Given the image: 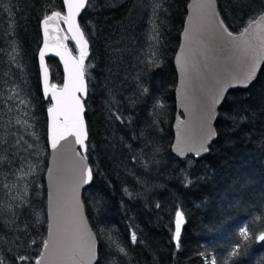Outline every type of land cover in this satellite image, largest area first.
<instances>
[{
    "label": "trees",
    "instance_id": "1",
    "mask_svg": "<svg viewBox=\"0 0 264 264\" xmlns=\"http://www.w3.org/2000/svg\"><path fill=\"white\" fill-rule=\"evenodd\" d=\"M189 2L95 0L98 7H87L80 18L90 45L84 59L86 157L93 170L83 202L99 243L97 264H211L213 258L217 264H264V241L255 239L264 232V67L253 86L228 95L219 111L218 138L207 156L179 160L172 153L174 58ZM217 2L235 34L264 11V0ZM53 11L64 13L63 0L0 3V157L7 158L0 164V223L20 213L15 226L0 231V258L24 254L29 257L26 264H36L48 231L45 176L51 102L43 95L38 54L41 23ZM153 52L158 66L148 63ZM48 64L52 84L61 86V65L56 59ZM110 90L130 124L109 118ZM154 120L162 123L156 127ZM149 136L160 148L159 163L145 171L133 153H140ZM185 175L191 180L187 186ZM22 201L27 207L17 208ZM177 210L184 213L179 249L174 239ZM245 227L252 238L246 246L239 236ZM133 232L136 244L131 243ZM116 241L127 256L113 251ZM238 241L241 254L230 256Z\"/></svg>",
    "mask_w": 264,
    "mask_h": 264
},
{
    "label": "water",
    "instance_id": "2",
    "mask_svg": "<svg viewBox=\"0 0 264 264\" xmlns=\"http://www.w3.org/2000/svg\"><path fill=\"white\" fill-rule=\"evenodd\" d=\"M86 9L87 7L82 9L80 14L75 17L77 24H80V18ZM61 14L62 16L67 15V8L65 6L64 13ZM221 21L223 19L219 12L217 0H190L180 45L174 58V67L177 74V86L175 90L177 113L173 126L174 141L172 153L179 160H185L190 156L201 159L208 155L210 147L218 138L216 124L219 111L228 95L235 90H246L253 86L259 79L264 67V46L260 44L259 39L260 36H264V20L258 17L249 29V33L244 36L240 35L243 31L237 34L232 32L233 36L238 38L235 41L224 32L225 27L228 31L230 30L224 21L222 27L220 24ZM41 31L43 40L40 51H45L44 61L48 67L49 84L48 93L45 96L44 71L40 64L38 54L42 91L44 98L50 100V107H52L56 102L51 100L52 88L50 86L52 85V75L48 60L56 59L61 65L63 83L57 89H62L65 83L70 84L69 74L65 71L64 61L54 53L58 45H66L68 51L71 52V56L79 59L72 51L70 41L78 53L79 49L70 38L71 33L63 20L53 19L49 21L47 40L49 46L47 49L44 47L45 36L43 21L41 23ZM186 32L189 34L187 37L185 36ZM65 35H68L69 39L63 40ZM221 35L224 37L223 40L219 39ZM84 39L87 40L85 36ZM245 40L249 41L248 46L243 44ZM59 50L62 52L65 51L64 47H59ZM89 55L90 45L88 43L85 59ZM65 59L69 60V69H72L73 63L68 52H65ZM253 59L256 60L258 66L255 79L246 88L239 86L236 78L245 71ZM181 63L184 65L183 70L181 69ZM84 82L87 86V92L76 94L79 96L84 108L81 116L84 122V129L87 132V139L84 140L83 146L75 142L74 136H68L67 139L59 140L57 147L53 149V129L55 127L57 135L61 131H64V116L61 115L54 125L53 117L47 111L49 160L45 183L47 188L48 215L46 241H49V247H43L42 253L37 260L39 264H52L54 253H58L63 249H66L68 254L59 255L56 264H97L99 258L98 239L89 223L83 202L84 190L91 186L93 179L88 184L81 183L85 174V167L91 168L88 159H84L87 154V143L89 139L85 107V101L88 97V85L85 75ZM221 88L225 89V91L220 93L223 98L219 104L213 106L211 109L212 118L208 120L211 128L216 132V136L205 140L201 128V118L209 110L207 106L211 103L212 97L220 92ZM69 90H71V87ZM66 111L69 120H71L73 117L71 107L67 108ZM181 134L184 136L183 146L186 149L188 147L192 148L191 151L186 150L183 156L178 155L174 150L178 136ZM201 143H204L208 151L205 152L200 149ZM197 151H200L198 156L196 155ZM78 183H80V187L74 196L72 190ZM77 199L81 205L79 213L76 211ZM81 216L83 217L82 222L80 221ZM88 232H91L95 237L96 261H90L88 258ZM53 241L56 244L55 249L53 248ZM69 255L71 258H69Z\"/></svg>",
    "mask_w": 264,
    "mask_h": 264
},
{
    "label": "snow or ice",
    "instance_id": "3",
    "mask_svg": "<svg viewBox=\"0 0 264 264\" xmlns=\"http://www.w3.org/2000/svg\"><path fill=\"white\" fill-rule=\"evenodd\" d=\"M0 3H2V0H0ZM63 5L67 8V15L61 14V11H53L51 15L45 16L43 19V25H44V36H45V49L48 48V23L50 20H63L65 24H67L68 30L71 33V39L75 42L77 45V48L79 49V59L76 57L71 56V52L68 51L66 45H58L57 50L55 51V55L59 56L61 60L64 61L65 64V71L69 74V83H65L64 87L62 89H57V86L55 84H52L50 87L52 88L51 93V100L55 101L56 103L48 108V113L52 115L53 117V123L55 125L56 121L59 119L61 115L64 116V131H61L59 135L56 134L55 127L53 129V138H52V148L55 149L57 147V144L59 140L61 139H67L68 136H74L75 142L81 146L84 145V140L87 139V132L84 129V122L81 116V113L83 112L84 108L83 105L80 102L79 96H77V93L87 92V86L84 82V59L87 55V45L88 41L84 39L85 31L81 30V25L77 24L75 21V17L80 14V11L82 9L88 8H96L98 5L95 4V0H63ZM156 7H159V3L156 4ZM155 11V8H154ZM259 17L261 20H264V11H261L259 13ZM255 22L254 18H250L247 27L244 28L243 32L240 34L241 36H244L249 33V29L252 27V24ZM221 26L223 27V21L220 22ZM86 27V26H85ZM224 32L227 33L228 37H232V39L235 41L238 38L233 36V33L228 31V29L225 27ZM189 34L186 32L185 36L187 37ZM69 39L68 35H65L63 37V40ZM220 40H223L224 37L221 35L219 37ZM260 44L264 46V36H260ZM243 44L245 46L249 45V41L245 40L243 41ZM59 47H64L65 51L62 52L59 50ZM2 51V49H0ZM15 51V49L13 50ZM65 52H68L69 57L72 60L73 67L72 69H69V60L65 59ZM18 55V53H17ZM45 57V51H40L39 53V59L40 64L44 71V91L45 96H47L49 84H48V67L45 64L44 61ZM156 57V53L153 52L152 56L149 57L148 63L158 66V60L154 59ZM179 59V58H178ZM12 61L15 62V56H12ZM257 62L255 59L252 60L250 65L245 69L243 73H241L236 79L239 82V86L242 87H248L249 84L255 79L256 73H257ZM181 69H184L183 63H181ZM236 86V85H233ZM71 87V90H69ZM147 88H142V93H147ZM225 91L224 88L220 89V92H218L216 95H214L211 99V103L207 106L208 111L204 114V116L201 118V128L206 139H210L212 137L216 136V132L211 128V125L208 123V120L212 118V112L211 109L214 105L219 104L221 102V99L223 98L220 93ZM59 93V94H58ZM15 95H18L19 93H14ZM12 96H8L7 99H12ZM23 102V101H22ZM135 103V101H133ZM120 104V101L116 99L115 95L112 94L110 90L109 100H108V110H109V118L114 119L115 121H119L121 124H130L131 118L124 116L118 107ZM71 107L73 111V117L71 120H69L68 114L66 109ZM115 107V111H113V108ZM160 108H164L163 104H159ZM162 115V113H157V116ZM162 123V121L154 120L153 124L156 125V127L159 126V124ZM183 123V122H181ZM162 131V129H160ZM143 136V133H141ZM136 137H133L135 139ZM16 143H19L17 141ZM184 145V136L183 134L178 136L177 144L174 148L176 153L180 156H183L185 154V151H191L192 148L188 147L187 149L183 146ZM10 147L15 148L16 144H12ZM31 147V145H29ZM131 147V146H129ZM145 149H150V151H145ZM200 149L203 151H208V149L204 146V143L200 144ZM87 150V149H85ZM160 152V148L156 146L154 140L149 136L145 138L144 140V148L141 149L140 153H133V160L134 162L138 163L145 171H148L152 165L159 163V160L157 159V156ZM16 155H19V153H15ZM200 154V151L196 152V155L198 156ZM79 155V153H77ZM7 158L6 157H0V164H3ZM84 159H87V157H84ZM84 176L82 178L81 183L88 184L93 179V171L91 168L85 167L84 169ZM191 183V180L188 179L187 175H185V186ZM7 187V185H5ZM80 187V183H78L73 188V195L75 196L76 191ZM124 191L131 196L132 193L129 192L127 188L124 189ZM28 202L22 201L20 204L16 205L17 208L21 207H27ZM157 207H159V204H157ZM81 208L80 202L77 199L76 200V211L79 213ZM9 211H11V208H9ZM20 213H13L12 217L3 222L0 223V231H3L5 228H9L10 226L16 225V220L19 218ZM80 221H83V217H80ZM184 221V213L183 211L177 210L175 212V233H174V239L176 241V248H180V236H181V225ZM46 222V221H45ZM88 236V248H87V254L90 261H96L97 260V252L95 250V244L94 240L95 237L92 235L91 232L87 233ZM239 236L243 238V241L245 242V246L252 238H250L249 235V228L245 227L242 228L239 231ZM51 239V237H50ZM111 240L112 238L109 237ZM255 239H258L259 241H264V232H261V234L258 237H255ZM137 241V235L135 232L131 233V243L136 244ZM32 243H35L33 240ZM44 247H49V241L44 242ZM53 248H56V244L53 241ZM112 248L114 252H118L124 256L128 255V252L126 251V248L124 246H121L119 241L113 242ZM241 248V244L238 241L235 246V250H232L230 252V256H239L241 253L239 252V249ZM11 251V250H9ZM68 254L66 249L60 250L58 253H54L52 264H56L57 259L59 258V255ZM69 258L71 256L69 255ZM11 261V264H26V262L29 260V257L24 254H20L18 256L10 257L6 256L4 258H0V264H8V261ZM36 264H39V261L36 262ZM211 264H217V259L213 258L211 260ZM220 264H229L228 260H221Z\"/></svg>",
    "mask_w": 264,
    "mask_h": 264
},
{
    "label": "rangeland",
    "instance_id": "4",
    "mask_svg": "<svg viewBox=\"0 0 264 264\" xmlns=\"http://www.w3.org/2000/svg\"><path fill=\"white\" fill-rule=\"evenodd\" d=\"M78 58H79V54H78ZM84 63V62H83Z\"/></svg>",
    "mask_w": 264,
    "mask_h": 264
}]
</instances>
